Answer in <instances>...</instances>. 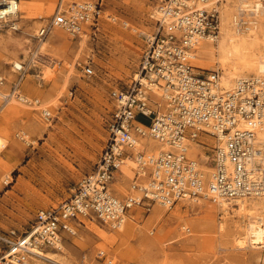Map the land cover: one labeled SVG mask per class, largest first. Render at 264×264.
<instances>
[{"label": "rangeland", "instance_id": "374dc122", "mask_svg": "<svg viewBox=\"0 0 264 264\" xmlns=\"http://www.w3.org/2000/svg\"><path fill=\"white\" fill-rule=\"evenodd\" d=\"M90 1L100 9L99 17L95 26L84 23L77 35L55 25L38 42L37 31L59 0H19L17 27L0 26V89L7 91L18 77L13 61L27 64L19 84L26 101L12 97L1 106L0 99V232H23L38 209L59 205L92 168L107 138L109 93L130 83L146 36L154 33L151 15L159 0ZM223 2L232 9L231 0ZM259 18L264 26V14ZM37 48L36 62L29 63ZM198 63L222 72L215 52L205 51ZM87 66L89 74L83 70ZM149 140L141 143L153 153ZM193 146L201 163V147ZM132 166L127 160L112 184L119 196L135 193ZM229 202L226 210L208 196L180 199L170 207L154 203L148 211L133 206L123 231L82 218L74 234L63 233L61 249L45 245L41 255L26 257L30 264H105L97 254L101 250L115 258L114 264H264L261 243L243 246L235 240L242 232L234 226L235 201ZM4 247L0 243V252ZM52 251V259L41 257Z\"/></svg>", "mask_w": 264, "mask_h": 264}, {"label": "built area", "instance_id": "2783aa9c", "mask_svg": "<svg viewBox=\"0 0 264 264\" xmlns=\"http://www.w3.org/2000/svg\"><path fill=\"white\" fill-rule=\"evenodd\" d=\"M198 1L201 5L159 0L155 30L141 52L135 76L126 87L109 93L107 138L98 159L68 197L55 207L38 209L23 232H0L5 246L0 264H30L26 257L30 248H56L63 233L76 232L82 218L117 228L133 206L148 211L154 203L170 207L180 199L205 196L229 202L264 192V65L229 88L219 83L218 69L194 66L191 60L200 39L218 35L222 0ZM17 2L0 0V26L16 28L17 19L5 18L16 11ZM99 10L90 0H59L37 37H44L54 25L77 35L84 23L95 26ZM16 70L18 77L10 88L0 89L2 103L21 95L25 69ZM83 70L91 73L89 66ZM142 77L162 90V103ZM3 82L0 73V86ZM146 135L169 148L156 153L136 149L137 140ZM186 140L201 147L206 159L200 161L209 171L187 154ZM128 159L133 162L130 188L135 193L119 196L112 184ZM97 254L105 264H114L113 256L101 250Z\"/></svg>", "mask_w": 264, "mask_h": 264}, {"label": "bare ground", "instance_id": "6f19581e", "mask_svg": "<svg viewBox=\"0 0 264 264\" xmlns=\"http://www.w3.org/2000/svg\"><path fill=\"white\" fill-rule=\"evenodd\" d=\"M223 1L224 0L220 1L219 3L220 19H219L218 35L213 39L210 38L200 39L196 47V51L192 56V63L193 65L198 66L199 55H202L203 53H205V51L215 52L216 61L218 62L220 68L222 69V72L219 73V83L223 87L229 88L233 86L237 78L249 76L247 74L250 72H253L250 75H256L257 73H259V71L264 65V39L261 38V36L264 35V26H262V24H259L260 22L259 17L260 15L264 14V0H231L232 9H228L227 7L223 8V6H225ZM226 1H230V0H226ZM190 2H195L197 5H201V3L198 0H190ZM206 4H210V0ZM156 11H158L157 7L153 9V13H152L153 15H151L152 17H155ZM18 13H19V0L17 2L16 11L6 16L5 19L7 18L17 19ZM237 15L240 17V20L245 22L244 25L245 29H242L240 20L239 21L237 20ZM243 30H246V32H244ZM146 37L148 40H150L152 38V34L149 33L147 34ZM42 39L43 38H38V42L42 41ZM208 41H212V42L214 41L215 45L214 46L210 45L211 43ZM37 52H38V48L32 51V53L29 56V61H28L29 63L36 62L35 57L37 55ZM12 67L14 69L16 68L25 69L27 67V64L23 65V63L15 60L12 63ZM142 82L151 86L154 99L162 103L164 100L162 96V90L156 85L149 84L148 80H146L144 77H142ZM23 98H24L23 95L19 96V99L22 100ZM9 101L10 99L8 101L1 103L2 104L1 106H4ZM205 137L207 138L208 141L212 140V138L209 135H206ZM258 137L261 138L262 133H259ZM146 138H150L147 147L148 150L153 149L154 151L153 153H156L160 149L169 148L167 145L161 144L160 142L156 141L155 139H153L148 135L144 137H140L137 140L135 148L136 149L141 148L147 151L146 147H144L143 143H141V140ZM24 140L25 142H28V136H26ZM185 142L188 144L187 154L198 161L199 156L197 157L194 154L193 145L195 144L198 147L199 145L193 141L186 140ZM199 150L200 152H203L201 148ZM204 159H206V154L203 152V154L200 156V160H204ZM128 161L132 162V160L130 159H128ZM200 166H202V169L204 171L210 170V167H208L207 165H203L201 163ZM214 198L218 203V205L224 210H226L229 207V205H231V203L226 201L225 199L218 197H214ZM233 200L235 201L233 204L236 205L237 208L236 211L238 213L237 216L238 219L235 220L234 226L235 227L239 226L242 232L241 235H238L235 238L237 243L239 245H242L247 241V243L249 244L261 243V245L259 246H264V192L256 196L237 198ZM160 206L165 207L164 205H160ZM159 213L161 212L159 211ZM125 220L126 219L123 218L122 222L119 223L117 229L123 231V226H124L123 224ZM61 248H62L61 242H57L56 248L54 249L59 250ZM41 250H42L41 247H32L29 249V253L38 256L41 255L40 254ZM54 254L55 252L52 251L48 254H43L41 257L50 260L52 259Z\"/></svg>", "mask_w": 264, "mask_h": 264}]
</instances>
